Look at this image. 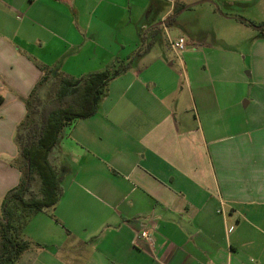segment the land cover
I'll return each mask as SVG.
<instances>
[{"label": "crops", "instance_id": "obj_1", "mask_svg": "<svg viewBox=\"0 0 264 264\" xmlns=\"http://www.w3.org/2000/svg\"><path fill=\"white\" fill-rule=\"evenodd\" d=\"M125 64L61 130L59 215L30 217L15 264H264V0H0V206L41 67L48 98Z\"/></svg>", "mask_w": 264, "mask_h": 264}, {"label": "trees", "instance_id": "obj_2", "mask_svg": "<svg viewBox=\"0 0 264 264\" xmlns=\"http://www.w3.org/2000/svg\"><path fill=\"white\" fill-rule=\"evenodd\" d=\"M127 67L125 64L79 79L61 76L59 87L53 94L49 91L48 98H44L43 85L49 72L41 67L42 78L24 98L27 116L17 126L20 154L13 163L21 170V179L1 202L0 264H15L30 246L21 235L22 227L35 212L54 205L59 199L62 192L59 174L50 153L58 143L61 130L77 118L94 115L107 93L108 82ZM36 177L40 180L38 191L34 189Z\"/></svg>", "mask_w": 264, "mask_h": 264}, {"label": "rangeland", "instance_id": "obj_3", "mask_svg": "<svg viewBox=\"0 0 264 264\" xmlns=\"http://www.w3.org/2000/svg\"><path fill=\"white\" fill-rule=\"evenodd\" d=\"M198 22H201V23H204L203 24V26L202 27H204V28H211V29H215L216 30V26H217V23H216V19L213 17V16H209V15H205V16H203V17H201L199 20H197ZM178 29H180V28H178ZM175 31L174 32H171V34H172V36H175L176 35V37H172L173 39H177L178 37H177V33H178V30H176V29H174ZM175 59L177 60V58L175 57ZM54 91H55V89H52V90H50V93L51 94H53L54 93ZM48 95H49V93H48ZM71 99V98H70ZM69 99V100H70ZM34 189L35 190H37V183L36 184H34ZM49 207H47V208H45V209H47L51 214H56V215H59V209H57V208H54V206L53 207H51V208H49ZM0 209H1V206H0Z\"/></svg>", "mask_w": 264, "mask_h": 264}, {"label": "built area", "instance_id": "obj_4", "mask_svg": "<svg viewBox=\"0 0 264 264\" xmlns=\"http://www.w3.org/2000/svg\"><path fill=\"white\" fill-rule=\"evenodd\" d=\"M168 43L170 48L172 49V51L178 56L180 57L181 53L185 50V39L180 36L177 39H173L171 37H168ZM220 211H223L222 209H220ZM141 236L143 238H145L146 240H150V237L148 235L147 231H142Z\"/></svg>", "mask_w": 264, "mask_h": 264}]
</instances>
